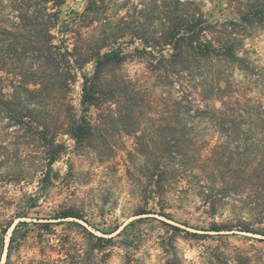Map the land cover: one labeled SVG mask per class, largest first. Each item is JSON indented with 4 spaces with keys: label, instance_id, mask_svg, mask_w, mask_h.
<instances>
[{
    "label": "rangeland",
    "instance_id": "374dc122",
    "mask_svg": "<svg viewBox=\"0 0 264 264\" xmlns=\"http://www.w3.org/2000/svg\"><path fill=\"white\" fill-rule=\"evenodd\" d=\"M100 1L109 19L105 32L120 37L112 48L123 54L143 48L144 41L135 37L138 27L148 37H158L164 30L163 12L168 0ZM189 2L198 5L212 25L240 23L237 0ZM86 6L87 0L65 1L53 32L55 43L68 48L76 44L82 47L101 35L100 30L81 22ZM138 10L152 11L156 19L144 26L136 15ZM238 29L235 31L241 30ZM238 33L242 41L240 55H247L256 61L255 66L264 67V29L247 27ZM147 50H155L153 53L157 55V50L169 49ZM149 68L135 55L117 71L118 77L130 79L140 88L139 97L144 101V109L133 116L136 125L132 128H127L129 120L118 114H104L81 103V74L91 75L94 64L77 71V82L68 94L69 100L56 96L53 104L59 109L62 102H70L74 107L71 111L86 116L94 129L84 146L62 131L56 134L62 151L51 166L43 161L37 136L5 121L0 123V264H124L128 258L130 264H161L166 260L177 264H264V236L239 231L219 234L203 231L213 222L233 225L247 222L251 228H264V223H257L253 187H249V198L231 196L226 202H218L215 214L208 216L205 212L209 206L203 203L198 175L193 171L173 183L165 195L167 206L163 212L170 220L159 215L160 210L152 199L146 205L145 199L152 192V170L159 161L156 155L162 156L165 137L163 130L156 131L152 126L165 118L163 113L157 114L161 103L180 97L177 87L173 89L163 78L154 77ZM231 81L232 90L237 88L240 95L264 104L262 81L250 84L238 71L233 72ZM56 118L57 113L50 117ZM188 125V137L196 148H212L225 140L203 121L190 120ZM241 130L251 131L248 126ZM138 206H147L153 214L135 216ZM67 210L78 214L80 219H57ZM164 224L200 237H184V234L173 237ZM87 233L112 238L113 243L103 253H90L88 244L93 241ZM103 254L109 255L99 263L97 259Z\"/></svg>",
    "mask_w": 264,
    "mask_h": 264
},
{
    "label": "trees",
    "instance_id": "16d2710c",
    "mask_svg": "<svg viewBox=\"0 0 264 264\" xmlns=\"http://www.w3.org/2000/svg\"><path fill=\"white\" fill-rule=\"evenodd\" d=\"M65 1L0 0V123L5 121L26 134L37 136L43 161L48 166L62 151L55 139L59 132L84 146L94 129L91 122L86 116L71 111L74 107L70 102H62L57 109L53 101L56 96L69 100L68 94L77 82L76 72L92 63L93 73L81 74V103L104 114H118L129 120L127 128L135 127L133 116L144 109V101L139 97L141 91L130 79L118 77L117 71L130 57L137 55L149 65L150 74L163 78L180 93L179 98L161 103L157 114L163 113L165 118L152 126L156 131L163 130L165 137L162 156L156 155L159 161L152 170V192L145 199L146 205L152 199L160 210L159 215L170 220L163 212L168 189L195 171L200 196L204 205L209 206L205 214L214 215L217 203L226 202L231 196L249 198L251 186L257 201L254 207L258 211L257 223L263 224L264 104L240 95L237 88L232 90L231 79L233 72L238 71L250 84L264 83V67L255 66L256 61L240 55L238 50L242 42L238 32L247 27L264 29V1L237 0L240 23L231 21L216 26L208 23L194 2L168 0L163 12L164 30L158 37H148L138 27L135 37L144 41V45L133 54L112 48L120 37L105 32L109 19L100 0H87L81 20L90 28L100 30L101 35L95 42L82 47L76 44L72 48L55 43L53 32ZM152 13L138 10L136 15L145 26L156 19ZM235 28L241 30L235 31ZM156 47L169 50H157V55L153 53L155 50H147ZM56 113L57 118L50 119ZM196 119L205 122L225 140L212 148H196L188 137V123ZM246 126L251 131L242 132L241 128ZM151 214L147 206H138L135 212V216ZM67 218L80 219V216L67 210L57 219ZM164 225L173 237L180 234L200 237L178 226ZM203 231L218 234L239 231L264 236V228H251L247 222H239V225L213 222ZM87 235L93 241L88 244L90 253H103L113 243L112 238ZM108 255L103 254L98 262L105 261ZM130 262L128 258L124 264ZM161 264L177 262L166 260Z\"/></svg>",
    "mask_w": 264,
    "mask_h": 264
}]
</instances>
